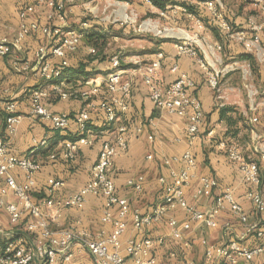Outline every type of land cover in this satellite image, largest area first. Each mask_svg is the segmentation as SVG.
<instances>
[{"label":"crops","instance_id":"crops-1","mask_svg":"<svg viewBox=\"0 0 264 264\" xmlns=\"http://www.w3.org/2000/svg\"><path fill=\"white\" fill-rule=\"evenodd\" d=\"M34 2L35 0H2L0 2V40H12L16 36L18 12L25 4H34ZM191 2L193 4V1ZM249 2L254 8L255 14L253 16L243 13L245 8L235 11L228 9L227 11L229 12V17L227 16L229 20L246 30L248 18L251 17L255 21L258 18L261 19L257 22L263 21L262 18L264 19V15L257 10L252 1L249 0ZM123 4V2L116 0H92V2L74 0V2L66 5L63 21L57 19L52 21L53 26L60 27L62 30L86 31L94 29L107 31L111 35L99 56L94 48L93 53H90L89 49L92 47L85 45L83 40L75 51L66 54L69 67L63 74L66 84L65 90L72 89L76 93L88 90L87 81L97 78L104 79L107 76L110 70L109 59L117 53L114 50H125L117 54L122 56V78L129 82L131 87L129 109L122 119V123L128 129L124 135L126 149L118 152L108 171V176L115 185L117 195L128 200L131 210L141 213L149 211L161 200L162 185L159 179L164 178L166 181H170V169L178 170L182 167L181 163L170 162L169 165H166L165 161L174 158L180 159L184 152L190 149L196 166L193 171L194 177L185 190V198L188 204L201 211L212 206L218 191H214L213 195L209 197L196 198L194 196L199 187V179L211 177L218 182L219 189L231 187L234 197L250 216L251 222L256 221L257 215L244 197L247 186L241 181L237 168L229 163L225 152L218 147L219 141L222 140L228 128L225 122L220 119L219 108L223 106L233 107L238 116L241 117L236 125V128L240 129L237 135H244L250 139L249 141L243 139L245 143L241 145L242 151L243 153L245 151L250 152L246 158L257 163L264 181V105L262 104L264 101V59H258L256 74H252L249 63L239 59L241 54L246 53L243 46L233 40L223 39L219 30L207 27L206 30L199 33L200 40L196 50L200 59L210 63L214 69L222 70L219 87L213 91L206 84L204 71L199 64L187 55L177 54L175 46L184 37L182 33L191 35L195 32L192 23L182 10L166 12L167 15L175 14V18L178 20V24H173L178 26L175 33L176 37H169L170 40H173L167 41L166 36H159L163 33V29L168 28L166 26L159 28L158 24L162 19L159 15V9L149 5L145 0L125 2V5L135 14L134 18L141 20V25H144V21H149L154 26L144 27L140 25L139 27L142 28L136 29L131 25L132 23H129L124 28V31L128 32L127 39H124L110 27L113 25V28H119V25L122 26V24L115 25V23H119V19L122 17L127 19L130 16L125 13L126 11L124 12L127 8L122 6ZM100 6L102 13L106 11L105 9L110 10L103 20L98 16ZM154 15L156 19L151 18ZM28 20L35 21L39 25L46 24L45 10L37 8ZM75 24L77 27L74 26ZM173 29L170 27L167 30L173 31ZM141 33H151L152 37H146ZM260 37L264 50V31ZM56 43L55 38L49 39L41 32H37L22 40L20 47L11 55L6 58L0 57V112L4 113V105L7 102H13L16 105V114L21 116L20 123L12 136L5 137L3 124L0 126V136L6 140L9 154L17 158L31 157L41 165L35 177V187L31 192L34 202L48 196L47 181L49 179L63 181L64 186L52 194L55 208L60 209V217L57 222L51 225L53 229L75 227L86 231L93 237L107 235L111 232L112 227L101 222L104 204L102 198L93 195L87 196L82 209L65 208L63 203L72 193L83 187L91 179V170L97 161L101 144L105 140L112 139L117 124L108 127L104 124V113L99 109L100 100L108 97L104 86H102L100 93L87 99L78 95V98L62 100L52 90L51 86L55 82L45 81L40 77L36 54L38 51H43L51 63H57L58 59L50 54ZM219 45L222 46L221 51L215 49ZM157 52L164 54L160 71V78L164 86L173 82L179 74L188 75L194 83L189 94L197 97L200 101L204 121L199 136L191 146L188 145L186 138L187 120L160 112L154 107L149 98L148 89L143 84L136 71V66L133 64L135 61L142 64L148 63ZM13 63L17 68L14 67ZM174 66H176V70L172 71ZM22 68L26 69L23 71ZM247 75L249 77L253 75V81L259 85L256 87L242 83L243 80H246ZM239 80H241L242 87H240ZM83 81H86L85 84ZM38 88L46 92V97L43 98L42 103L50 112L69 117L70 123L65 130L56 131L50 124L30 115V93ZM252 90L256 92L254 97L249 96V92ZM252 106H256L255 111L251 110ZM81 111H88L89 113V133L87 136L92 140V144L79 146L74 158L66 160L61 156V153L67 142L78 137V128L74 119ZM235 116L233 114V117ZM254 117L258 119L257 123L251 122ZM137 128H140L141 131L136 132ZM210 130L214 131V137L211 139L207 136ZM42 140L46 141V145L40 147L39 144ZM50 155H56V159L50 160ZM148 156L151 158L148 159ZM13 174L18 183L24 181L18 171H14ZM139 176L144 178L143 191L136 194L128 186V181ZM3 183V180H0V184L3 185ZM6 201L17 202L11 194L6 197ZM170 216L175 217L178 221H182L184 218L183 212L179 209L171 213ZM28 219L24 216L16 226H12L9 224L5 212L0 210V243L24 236V227ZM166 221L167 218L139 234L133 231L128 219V230L124 238L142 239L149 237L155 240L163 237L165 239L164 247L156 248L153 251V256L161 264H183L184 260L195 262L202 260L201 240H206L213 245H220L229 238H239L243 232L242 227L236 220L232 219L231 214L226 209L218 215L215 229L206 228L200 223H193L191 231L184 235L186 239H189L190 246L183 254H178L176 259H170V254L178 253L180 249L179 245L169 237ZM226 223L231 225L232 230H225L224 225ZM249 241L246 238H240V242L244 244H250ZM71 252L73 253L72 259L69 262L62 261L60 264H98V261L77 243L72 246ZM256 263L264 264V257L256 259Z\"/></svg>","mask_w":264,"mask_h":264},{"label":"built area","instance_id":"built-area-1","mask_svg":"<svg viewBox=\"0 0 264 264\" xmlns=\"http://www.w3.org/2000/svg\"><path fill=\"white\" fill-rule=\"evenodd\" d=\"M2 0H0L1 2ZM23 1V0H20ZM146 3L152 5L149 0ZM174 4L166 7L164 11H159L161 18L166 17V12L182 10L192 23L195 32L184 34L181 42L175 48L178 55H187L193 58L204 71L206 84L210 89L216 91L220 84L222 70L214 69L210 63L199 58L196 47H198L199 33L207 27H215L223 37L240 43L247 53L254 54L258 59H264V50L261 45L260 35L264 31V23L257 22L253 18H248L247 30H233L221 0H201L197 5L203 8L208 20L205 23L199 16L187 12L179 3L184 0H173ZM257 10L264 15V0H251ZM74 0H35L34 4H25L18 12V30L12 40H0V57L6 58L20 47L22 40L26 37L41 32L45 37L57 40L56 45L51 49L50 54L58 59L57 64L51 63L43 51H38L36 59L39 63L38 72L45 81H54L51 86L60 99L82 97L84 99L100 93L102 86L107 91V98L101 99L99 109L104 113L105 125L117 124L116 132L112 139L102 142L97 161L91 170V179L76 192L72 193L63 203L65 208L82 209L89 195L98 196L103 199V210L101 222L111 225V232L107 235L92 236L86 231L75 227L64 229H53L52 223L57 222L60 217V209L55 208L52 194L63 187V181L59 179H49L47 181L48 196L34 202L31 197L32 189L36 184V174L41 165L31 157L17 158L7 151V142L0 136V210H3L8 217L9 224L16 226L24 216L28 217L25 224L24 236L6 240L0 243V264H60L69 262L73 253L74 244H79L89 255L98 261V264H161L153 256L156 248L164 247L165 239H142L124 238L128 230V219L131 227L136 233H143L145 229L151 228L161 223L167 218L166 225L169 229V237L178 245L180 251L171 253V258H177L178 254H183L190 246L189 239L184 237L191 231L193 223H200L209 229L217 227V217L224 210H228L232 219L236 220L242 227V234L239 238H229L225 243L213 245L206 240H201L203 249L202 260L199 262L184 260L183 264H259L256 259L264 257V181L257 163L245 157L240 143L235 139L220 140L218 147L225 152L229 163L233 164L241 177V181L247 186L244 194L257 220H250V216L244 211L242 206L234 197L231 187L219 189L218 182L211 177H201L199 187L195 192L196 198L209 197L214 191L218 193L214 197L212 206L204 211L188 204L185 198V190L189 187L196 163L190 149H187L181 158L166 160L181 163L178 170L170 169L169 179L166 181L160 178L162 185L161 200L149 211L141 213L130 208L128 200L120 197L116 193L113 181L108 176V171L113 164L114 157L120 150L126 149L125 133L127 126L122 123L123 116L129 109L131 98V87L129 82L123 80L121 69V54H113L110 59V71L104 79H95L86 82L88 90L80 93L72 89L65 90L63 69L67 67L66 54L75 51L81 43L82 34L75 29L62 30L60 27L52 25V21L64 20V11L68 3ZM37 8L45 10L46 24L39 25L35 21H29L30 15L34 14ZM144 27H153L149 21H144ZM150 25V26H149ZM142 27H139L141 29ZM159 31V30H157ZM163 32L169 31L163 29ZM160 33V31H159ZM216 50L221 51L222 46H216ZM203 51V50H201ZM93 53V49H89ZM204 52V51H203ZM204 54V53H203ZM204 58V57H203ZM164 60V54L157 52L148 63L133 62L136 71L141 77L143 84L148 89V94L154 107L170 115H175L187 120L186 138L188 145L199 136L204 121V115L200 101L195 96L189 94L193 88L192 79L186 74L179 76L169 85L164 86L160 78V71ZM14 67L17 68L15 63ZM26 68H22L24 71ZM176 70V66L172 71ZM226 70V69H225ZM227 71V70H226ZM255 91H250L249 96L254 97ZM46 97V92L35 89L30 93V115L42 122L48 123L56 131L65 130L70 123L68 116L64 114H54L50 112L42 103ZM264 105V101L262 103ZM252 111L256 106L251 107ZM21 116L16 114V105L7 102L4 105V113L0 112V126L3 124L5 137L12 136ZM78 128V137L66 143L61 156L66 160L74 158L79 146H89L92 140L87 136L89 113L81 111L74 119ZM257 118H252V123H257ZM121 122V123H120ZM120 123V124H118ZM141 129L137 128L136 132ZM207 136L214 137V131L210 130ZM46 145L42 140L40 147ZM148 159L151 157L148 156ZM50 160H55L56 155H50ZM18 171L23 182L18 183L13 172ZM144 178L137 177L128 181V186L136 194L143 191ZM11 194L17 202L6 201V197ZM177 209L183 212L184 218L178 221L170 216ZM225 230H232L231 225L226 223ZM240 238H246L250 244L240 242Z\"/></svg>","mask_w":264,"mask_h":264},{"label":"trees","instance_id":"trees-1","mask_svg":"<svg viewBox=\"0 0 264 264\" xmlns=\"http://www.w3.org/2000/svg\"><path fill=\"white\" fill-rule=\"evenodd\" d=\"M116 1L130 2V0H116ZM149 1L152 3V5L154 7H156L157 9H159L161 11H164L167 6L174 4V1H172V0H149ZM180 6L183 7L187 12L197 15L204 22H207L208 15L203 8H201L199 6L193 7V6H189L187 4H181ZM227 20L229 21L233 30H246L245 28H242L240 26L235 25L234 22L232 20H229L228 17H227ZM212 28H215V27H212ZM110 36L111 35L107 31L92 29V30H86L83 33V39L82 40H83L85 45L92 47V49L94 48L95 50H97V55L99 56L102 53V51L104 50V48L106 47L108 39L110 38ZM222 38L226 39L223 36H222ZM239 59L247 61L250 65L252 74H256V69H257L256 65L257 64L255 62L253 55L246 52L244 54H241L239 56ZM66 60H67V58H66ZM55 64H57V63H55ZM67 64H68V61H67ZM68 67L69 66L67 65V67H65L63 69V74L65 73V71L67 70ZM83 82L85 84L86 81H83ZM233 114H235L236 116L233 117ZM219 116H220V119L223 120L228 127L224 137L222 138V140H228L230 138L234 139L232 136L237 135L238 132L240 131V129L236 128V125H237V122L241 119V117L238 116L237 112L233 109V107H229V106L220 107L219 108ZM87 127H88V125H87Z\"/></svg>","mask_w":264,"mask_h":264},{"label":"rangeland","instance_id":"rangeland-1","mask_svg":"<svg viewBox=\"0 0 264 264\" xmlns=\"http://www.w3.org/2000/svg\"><path fill=\"white\" fill-rule=\"evenodd\" d=\"M191 1H193V4H192ZM200 1L201 0H184L183 2L179 3V5H181V4H187L189 6L195 7V6H198L197 4L200 3ZM85 2H92V0H85ZM123 3L124 4L122 6H125L127 8V10H124V12L126 11L125 13L127 15H130V16L127 19H125L123 17L119 19V17H118V19L120 21H119V23H115V25L116 24L117 25L122 24V26L119 25V28H113V25H110V27L112 28V30L114 32L119 33L120 34L119 36H122V38L127 39L128 32L127 31L126 32L124 31L125 30L124 28L126 27V25L129 24V23H132L131 25H133L137 29L141 25V20H137L136 18H134L135 17V14L133 12H131L130 8L125 5V2H123ZM221 4H222V7L224 9V13L228 17H229V12H227L228 9H230L231 11H235V10H238V9H241V8H245L246 10H244L243 13H245L246 15L248 14V15H252L253 16L255 14L254 8L252 7L251 2H249V0H221ZM105 10L106 11L104 13H102L101 12V6H100V12H99V15L98 16L102 20L105 18V16H107V14L110 11L108 9H105ZM175 16H176L175 14H168V15H166V18H162L163 20L161 19L160 24H158L159 25V28L160 27H163V26L168 27L167 29H169L170 27H173L174 28L173 31L170 30V31H167V32H163L162 34L159 35L161 37L166 36L168 38V40L167 39H165V40H167V41H172L173 40V39L170 40L169 37H176V34L175 33H176V28L178 26L177 25H173V24H178V20L175 18ZM155 17H156L155 15H154V17L151 16L152 19H156ZM114 19H117V17H114ZM142 19L144 20V18H142ZM256 20L258 21V20H261V19L258 18ZM262 20L263 21H260V22H263L264 23V19L263 18H262ZM170 22H172V23H170ZM76 24L74 25L75 27H77ZM151 25L154 26V24L152 22H151ZM111 28H109V29H111ZM80 32H81L82 37H83V33L85 31H80ZM131 33H133V32H131ZM136 33H139V32H136ZM141 35H146V37H152V34L151 33H141ZM126 49L128 50L129 48H126ZM123 51H125V50H121V49L120 50L119 49L114 50V52H117V53H121ZM251 55H253V57L255 59V62L257 64V62H259L258 61V58L254 54H251ZM239 82H240V87H242L241 80H239ZM221 83H222V81H221ZM242 83H245L246 85H254L256 87L259 85V84L258 85L256 84V81H253V75L251 77H249L247 75L246 80H243ZM260 91H262V88H260ZM232 137L234 139H236L240 143V145H243L245 143V142H243L244 141L243 139H245L247 141L250 140L249 138H246L244 135H240V136L234 135ZM244 155L246 157V155L247 156L250 155V152L249 151H245L244 152Z\"/></svg>","mask_w":264,"mask_h":264}]
</instances>
